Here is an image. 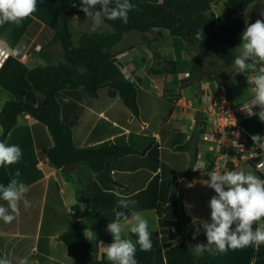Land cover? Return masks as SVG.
I'll use <instances>...</instances> for the list:
<instances>
[{"label": "crops", "instance_id": "crops-1", "mask_svg": "<svg viewBox=\"0 0 264 264\" xmlns=\"http://www.w3.org/2000/svg\"><path fill=\"white\" fill-rule=\"evenodd\" d=\"M220 5L222 2L213 6V10ZM60 9L59 0H37V10L20 26H0V48L6 54L0 63V111L6 102L18 99L20 93L23 101L36 104L41 95L32 91L26 74L63 62L60 45H50L60 26ZM89 20L92 19L84 17L70 22L69 32L72 33L71 27L77 39L73 46L77 45L81 32L110 31L103 22L106 27L102 25L101 32L89 31L94 27ZM240 36L242 33L237 40ZM18 46L21 53L13 54ZM114 51L118 68L137 87V117L130 114L118 97H110L106 89L100 90L96 98H88L80 90H63L57 94L56 101L62 120L75 122L72 140L76 148L115 145L127 146L136 153L107 162L99 173L84 165L56 169L45 155L52 146L47 128L29 115H19L5 143L18 145L22 158L17 164L0 167V184L4 185L14 178L17 169L20 171L18 179L28 186L27 198L32 202L27 210L21 205L20 215L12 223L0 221V252L13 264L17 257H27L29 264H75L59 237L82 219L86 205L92 218L117 210V193L137 201L128 211L141 213L149 221V231L157 232L162 254L160 264H191V260L185 249L178 248L180 234L173 227L158 226L156 205H164L181 194L187 216L211 223L209 201L215 192L205 181L210 179L207 173L214 169H208L210 155L198 140V124L208 99L212 97L218 104L239 108L246 102L244 93L249 85L221 80L216 71L198 82L193 81L187 44L165 29L126 33ZM167 63L174 64V75L165 72L173 69ZM198 70L201 75L210 71ZM223 84L228 87L227 99L218 88ZM238 125L250 136L264 137V122L258 116L239 118ZM239 136L236 133L228 138ZM199 153L207 167L195 171L193 165ZM40 161L43 166L38 165ZM229 170L253 172L264 178L249 162H241ZM185 180L188 182L180 193ZM0 205L6 206V202L0 200ZM129 227L125 225L127 237ZM101 232L111 235L107 227H101ZM84 237L93 243L91 228L85 230ZM111 243L98 241L94 249L97 261L105 254L103 246ZM197 244L206 245L207 240L193 246ZM211 247L213 251L205 250L197 255L209 257L202 264H252L253 260L264 258V245L223 253ZM167 251L168 255L164 256Z\"/></svg>", "mask_w": 264, "mask_h": 264}, {"label": "trees", "instance_id": "trees-1", "mask_svg": "<svg viewBox=\"0 0 264 264\" xmlns=\"http://www.w3.org/2000/svg\"><path fill=\"white\" fill-rule=\"evenodd\" d=\"M59 29L56 31L50 45L59 44L63 62L44 68L30 70L26 80L33 92L40 94L36 104L23 101V93L16 100L8 101L0 111V141L5 142L8 133L15 127L19 115H29L44 125L51 137L52 146L45 151L51 166L63 169L67 165H84L93 172L99 173L104 165L117 158L135 154L127 146L111 145L102 148H76L72 140V128L75 122L66 123L61 118L60 106L56 96L63 90H80L88 98H96L99 91L106 89L110 97H118L121 103L134 117L138 116L137 87L124 77L116 63L114 48L121 41L124 34L129 32L149 33L153 29H165L173 37L181 38L187 44V53L193 63L190 74L193 81L198 82L203 76L216 74L210 70L199 74L195 66L192 52L212 53L217 50H227L223 61L227 66L233 63L238 52L234 51L237 38L244 29L242 16L247 7L253 2L264 0H161L160 3H148L140 0H130L134 8L129 12L128 23L121 20L103 19V23L110 29L104 33L78 34L77 45L73 46L69 24L72 20L86 17L80 10L81 3L77 0H59ZM222 2V12L216 14L213 6ZM202 29L204 39L195 38ZM173 69L165 70L175 74L173 63H167ZM217 72V71H216ZM221 80L222 73L217 72ZM244 74H238L235 84L244 81ZM224 85V84H223ZM228 90V87H226ZM253 165L254 161H250ZM211 166L208 167L211 170ZM86 205L80 221L71 224L67 231L59 237L65 245L67 254L75 264H110L106 255L100 260L94 257V249L98 241L112 242L111 235L101 232V227L115 218L117 209L99 217L90 215ZM130 215V211L125 210ZM155 212L158 226L173 227L181 237V245L188 252L191 264H202L208 256L198 257L192 250L193 244L206 241V235L200 225L185 214L182 195L164 205H156ZM255 227V225H254ZM91 228L94 241L92 244L85 240V230ZM199 235L193 239V234ZM153 247L150 251H141L137 245L136 260L138 264H160L162 254L156 231L150 232ZM129 237L135 242L136 236ZM168 255V251L164 254ZM3 255L0 252V258ZM252 264H264V258L253 260Z\"/></svg>", "mask_w": 264, "mask_h": 264}, {"label": "clouds", "instance_id": "clouds-1", "mask_svg": "<svg viewBox=\"0 0 264 264\" xmlns=\"http://www.w3.org/2000/svg\"><path fill=\"white\" fill-rule=\"evenodd\" d=\"M134 8L130 0H81V11L91 18L95 26H99L104 18L121 20L128 23L129 12ZM37 10V0H0V26L22 22L31 17ZM261 19L253 23H246L241 36L239 53L234 57L233 79L235 74L253 73L245 75L247 84L244 96L246 102L240 105V110L249 117L258 116L264 122V10H261ZM195 38L204 39L202 29H199ZM21 47H17L13 54H20ZM258 108L259 111H254ZM254 146L264 154V137L259 134L251 137ZM23 155L18 145H9L0 141V167H7L19 163ZM207 167L203 159H198L193 170ZM257 169L264 172V162L257 164ZM207 187L214 190L215 195L209 201L211 223L201 220L199 223L206 235L207 244L192 246L193 251L200 255L205 250H215L221 253L229 249L236 250L249 246L259 248L264 245V178L253 172L243 170L209 171ZM21 175L17 169L14 178L7 185L0 184V200L6 202L0 205V221L12 223L19 215L21 205L25 210L32 206L27 198L29 188L21 182ZM188 187H192L189 184ZM118 208L115 218L107 224V231L111 233L112 243L104 247V253L110 264H138L136 260L137 245L141 251H150L153 247L149 221L141 213L125 210L134 208L137 201L119 193ZM127 229L136 236L135 242L125 235ZM235 225V227H233ZM255 225V227H254ZM199 231L193 234V239ZM0 264H13L12 260L2 257ZM16 264H29L27 257H17Z\"/></svg>", "mask_w": 264, "mask_h": 264}, {"label": "built area", "instance_id": "built-area-1", "mask_svg": "<svg viewBox=\"0 0 264 264\" xmlns=\"http://www.w3.org/2000/svg\"><path fill=\"white\" fill-rule=\"evenodd\" d=\"M5 57V52L0 48V63L4 61ZM24 57L25 55L22 56V58ZM252 74L251 72L245 73V75ZM245 75L243 83L247 84ZM218 88L223 97L227 99L229 92L226 87L220 85ZM248 117L246 113L240 110V107L235 108L227 104H218L212 97L208 99L198 124V140L205 146L210 155L207 161L208 167L211 166L212 169L217 171H227L241 162L250 163V161H254L253 167L255 170L264 175V172L257 169V164L264 162V154L259 152L261 149L254 146L252 136L238 125L239 118L245 119ZM236 133H239L240 136L228 138V136ZM198 159H201L200 153L196 156L193 168ZM38 165L43 166V162L40 161Z\"/></svg>", "mask_w": 264, "mask_h": 264}, {"label": "rangeland", "instance_id": "rangeland-1", "mask_svg": "<svg viewBox=\"0 0 264 264\" xmlns=\"http://www.w3.org/2000/svg\"><path fill=\"white\" fill-rule=\"evenodd\" d=\"M222 10V6H218V7H214V11L215 13L219 14L220 11ZM261 10H264V2H253L252 4H250L247 9L245 10V12L243 13L242 16V21L244 23V29H245V25L246 23H253L255 22V20L257 19H261L262 17L260 16V12ZM91 23L93 24L92 26H94V22L92 20ZM103 24L101 23L99 26H95V30L93 29H89V31H98L101 32L102 26ZM71 26V25H70ZM106 27V26H104ZM243 29V31H244ZM70 30L72 31V43L74 44L76 42V36L74 35V31L72 30V28L70 27ZM242 31V33H243ZM241 36L240 38L237 40L236 45H235V49L234 51L239 53V45L241 44ZM226 52L229 53L227 50L223 49V50H217L214 51L212 53H206V52H192L191 57L195 60V66L196 68H200V70L202 71H206V70H213V71H217L222 73L223 77L225 80L229 81V83H233L232 79H233V71H234V65L233 63L230 66H227L224 61H223V56L226 55ZM238 76V74H235V78ZM223 79V80H224ZM234 84V83H233ZM245 84V83H243ZM237 85V84H236Z\"/></svg>", "mask_w": 264, "mask_h": 264}, {"label": "water", "instance_id": "water-1", "mask_svg": "<svg viewBox=\"0 0 264 264\" xmlns=\"http://www.w3.org/2000/svg\"><path fill=\"white\" fill-rule=\"evenodd\" d=\"M187 182H188L187 180L184 181V183H183V185H182V187H181V189H180V193H182V191L184 190V187H185L184 185H185V183H187Z\"/></svg>", "mask_w": 264, "mask_h": 264}]
</instances>
